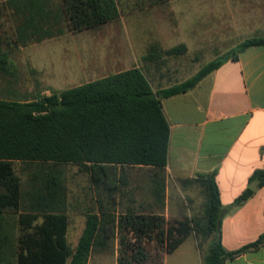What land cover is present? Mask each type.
I'll use <instances>...</instances> for the list:
<instances>
[{
	"label": "trees",
	"instance_id": "16d2710c",
	"mask_svg": "<svg viewBox=\"0 0 264 264\" xmlns=\"http://www.w3.org/2000/svg\"><path fill=\"white\" fill-rule=\"evenodd\" d=\"M132 1L131 9H143L169 0ZM121 4L120 0H10L20 16L16 42L26 46L62 35L65 25L72 32L97 29L121 17ZM257 46H264V36L245 39L190 78L156 92L142 69L133 67L32 100L0 98V264H88L91 253L105 249L106 239L115 233L120 234L123 248L120 264H145V240L155 237L171 254L194 227L208 241L203 264H226L263 245L264 234L239 250L224 248L225 209L213 174L182 180L185 184L199 182L205 189L202 222L192 225L185 219L168 226L160 214L129 210L115 217L113 211L126 183L127 168L150 166L155 195L165 193L170 127L162 100L188 92L225 62L237 61L240 53ZM155 49L144 60L156 59ZM185 49V45L176 46L164 53L174 55ZM16 71L9 55L0 52V74L15 75ZM15 162L30 173L26 189ZM62 164L83 167L97 194V209L86 214L75 248L67 238L69 215L59 169ZM251 181L263 186L264 169L256 170ZM253 193L247 188L234 205H241Z\"/></svg>",
	"mask_w": 264,
	"mask_h": 264
},
{
	"label": "rangeland",
	"instance_id": "374dc122",
	"mask_svg": "<svg viewBox=\"0 0 264 264\" xmlns=\"http://www.w3.org/2000/svg\"><path fill=\"white\" fill-rule=\"evenodd\" d=\"M120 1L122 15L119 20L95 30L71 34L67 31L68 35L55 40L54 44L44 46L43 50L47 53L43 57L47 68L55 70L65 65L72 70L75 67L76 76L83 73L85 68L91 71L89 78L85 75L80 79L71 78L56 85L58 82L48 78L51 77L50 73L38 71L31 65L22 63L20 69L19 66L16 68L15 75L0 74V98L32 100L40 95L59 93L96 80L101 76L98 73L99 65L105 49H108L109 61L110 58L113 59V62L108 64V74L128 68L138 60V64L150 63L153 67L150 73L158 78L159 87L171 86L190 78L206 63L223 55L245 39L264 36V0H169L143 9H131L132 0ZM14 11L10 0H0V52L15 49L12 58L22 62L24 57L27 58L26 52L21 55L23 53L19 51L18 43H12V39H16V27L20 23V16ZM127 33L132 34L130 40ZM131 43L134 50L127 52L129 62L117 64L116 53L122 54L123 45L125 48ZM182 45L186 46L183 52L174 55L164 53L165 50ZM153 47L156 48L157 58L153 61L144 60ZM149 65L146 69H150ZM14 164L23 188L26 189L30 173L22 163ZM59 169L67 195V238L70 247L75 248L85 226L86 214L97 209V194L90 181V175L80 165L62 164ZM124 177L126 183L122 184L117 204L113 209L115 217L125 215L131 210L160 214L164 216L168 226L178 225L185 219L191 220L192 225L203 221L207 199L205 189L199 182L185 184L181 181L180 191L175 193L170 190L166 202L165 194L159 199L153 193L154 185L152 182L150 185L151 178L147 169L127 168ZM166 203L169 207L165 211L163 205ZM194 229L190 236L196 239L204 255L208 241L198 233L196 227ZM192 241L188 240L183 248L169 256L165 263L166 247L155 237L147 239L144 242L148 255L145 264H195L196 259L190 254L193 250ZM121 255L123 248L120 245V234L115 233L106 239L105 249L91 253L88 264H120Z\"/></svg>",
	"mask_w": 264,
	"mask_h": 264
},
{
	"label": "crops",
	"instance_id": "0c3cea01",
	"mask_svg": "<svg viewBox=\"0 0 264 264\" xmlns=\"http://www.w3.org/2000/svg\"><path fill=\"white\" fill-rule=\"evenodd\" d=\"M67 29L65 27L62 35L32 42L37 44L35 46L31 42L26 46L19 45V51L23 53L21 55L26 52L27 56L22 62L12 58L15 49L5 53L9 55L17 69L18 66L20 69L22 63L31 65L38 71L50 73L51 77L48 78H52L51 81L55 83L58 82L56 85L71 78L80 79L85 75L89 78L91 71L85 68L83 73L76 76L75 67L70 70L67 66L61 65L60 68L51 70L45 65L43 56L47 52L43 50L44 46L54 44L55 40L68 35L67 31L71 34L72 31ZM131 35L127 33L129 40ZM12 43L16 45V39H12ZM128 45L125 48L123 45L122 54L116 53L117 64L129 62L127 52L133 51L134 45L133 43ZM107 50L102 52L98 72L100 78L137 67L142 69L155 92L169 87H159L158 78L150 73L153 71L150 63L138 64V60L128 68L108 74V64L112 63L113 59L110 58L109 61ZM148 65L150 69H146ZM162 107L170 127L164 201L167 202L170 190L175 193L180 191L179 185L182 180L194 179L200 174L207 176L213 174L220 202L225 209L222 219L224 248L236 251L257 241L264 234V185L260 186L258 183L253 195L241 205L235 206L234 202L250 188L254 172L264 169V46L246 49L239 54L237 61L228 60L193 89L163 99ZM132 168L147 169L152 185L153 171L150 166ZM153 193L155 194L154 189ZM168 207L167 203L163 205L165 211ZM188 240H193L191 244L193 250L190 254L196 259L195 264H203V254L196 239L191 236L173 253L166 254L164 262L183 248ZM226 264H264V244L244 251L234 259L228 260Z\"/></svg>",
	"mask_w": 264,
	"mask_h": 264
},
{
	"label": "water",
	"instance_id": "95a60500",
	"mask_svg": "<svg viewBox=\"0 0 264 264\" xmlns=\"http://www.w3.org/2000/svg\"><path fill=\"white\" fill-rule=\"evenodd\" d=\"M257 185H258V182L255 181V182L251 183V185L249 187H250V189L255 190Z\"/></svg>",
	"mask_w": 264,
	"mask_h": 264
}]
</instances>
